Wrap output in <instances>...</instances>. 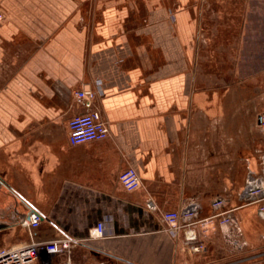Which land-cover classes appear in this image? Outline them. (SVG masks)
<instances>
[{"label": "crops", "instance_id": "crops-1", "mask_svg": "<svg viewBox=\"0 0 264 264\" xmlns=\"http://www.w3.org/2000/svg\"><path fill=\"white\" fill-rule=\"evenodd\" d=\"M0 12V247L28 241L7 226L27 202L43 215L35 239L80 240L73 264H264V0H0ZM79 89L96 93L105 139L70 143L89 110ZM129 167L134 191L119 180ZM166 210L223 214L193 251Z\"/></svg>", "mask_w": 264, "mask_h": 264}, {"label": "built area", "instance_id": "built-area-1", "mask_svg": "<svg viewBox=\"0 0 264 264\" xmlns=\"http://www.w3.org/2000/svg\"><path fill=\"white\" fill-rule=\"evenodd\" d=\"M5 15L0 12V19ZM96 93L91 89H79L74 93L77 104L89 108L88 111L75 115L69 122V141L72 144H80L93 140L105 139L109 134V127L102 116L100 110L93 107ZM260 126L264 130V110L261 113ZM121 184L127 191H134L141 187L142 180L133 167L122 171L119 175ZM29 208L27 217L21 223L29 236V240L23 243L0 247V264H73L72 250L80 242L78 238L61 237L51 240H37L34 238V230L39 226L43 219L42 213L29 203H25ZM220 207L222 201L213 204ZM149 209L155 208V203L150 200L147 202ZM264 209V208H263ZM190 212L181 213L178 210H166L162 216L167 223V231L177 237L182 233L184 240L191 245L193 251H200L202 245L196 244L198 240L197 228L203 231L216 228V217L223 214H216L210 218L197 222L182 223L183 216L190 215ZM231 219L225 216L220 221L221 224L229 223ZM97 235H104V224L99 223ZM59 256L61 260L54 262L53 258Z\"/></svg>", "mask_w": 264, "mask_h": 264}, {"label": "flooded vegetation", "instance_id": "flooded-vegetation-1", "mask_svg": "<svg viewBox=\"0 0 264 264\" xmlns=\"http://www.w3.org/2000/svg\"><path fill=\"white\" fill-rule=\"evenodd\" d=\"M3 183L0 180V186H2ZM22 204L19 203L18 205V215H15V217L13 218V221L21 219V218H26L28 215L29 210L24 208L23 206H21ZM3 224L2 221L0 220V225Z\"/></svg>", "mask_w": 264, "mask_h": 264}, {"label": "water", "instance_id": "water-1", "mask_svg": "<svg viewBox=\"0 0 264 264\" xmlns=\"http://www.w3.org/2000/svg\"><path fill=\"white\" fill-rule=\"evenodd\" d=\"M260 119H261V115L259 116V122H260ZM13 216L14 215H12V218L10 219V223L7 226H9V228L20 229L21 228V223L24 221L25 217L13 221Z\"/></svg>", "mask_w": 264, "mask_h": 264}, {"label": "rangeland", "instance_id": "rangeland-1", "mask_svg": "<svg viewBox=\"0 0 264 264\" xmlns=\"http://www.w3.org/2000/svg\"><path fill=\"white\" fill-rule=\"evenodd\" d=\"M263 97H264V96H263ZM259 102H260V101H259ZM262 102H264V98H263ZM28 240H29V237H28Z\"/></svg>", "mask_w": 264, "mask_h": 264}]
</instances>
